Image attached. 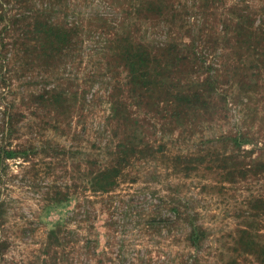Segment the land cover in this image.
<instances>
[{
  "label": "rangeland",
  "instance_id": "rangeland-1",
  "mask_svg": "<svg viewBox=\"0 0 264 264\" xmlns=\"http://www.w3.org/2000/svg\"><path fill=\"white\" fill-rule=\"evenodd\" d=\"M0 151V264H264V0H0Z\"/></svg>",
  "mask_w": 264,
  "mask_h": 264
},
{
  "label": "trees",
  "instance_id": "trees-1",
  "mask_svg": "<svg viewBox=\"0 0 264 264\" xmlns=\"http://www.w3.org/2000/svg\"><path fill=\"white\" fill-rule=\"evenodd\" d=\"M135 49H136V52H135V54H133V57L130 60V61H133L131 63L132 69L136 68V64L138 63V59L139 58L141 59V57H142L139 55L141 47H137ZM144 63L145 62H142V64H140V65H144ZM132 72H133V81L135 83H137L141 79V74H137L138 73L137 68H136V70H132ZM194 95H195V97L199 96V94H194ZM1 157H2V153L0 151V161H1ZM243 231H244V237H242V242H244L245 249H247L248 251L259 253L261 255L262 259L264 260V244H262V246H260L261 243L257 242L255 237L251 236L249 231H247L246 229Z\"/></svg>",
  "mask_w": 264,
  "mask_h": 264
}]
</instances>
